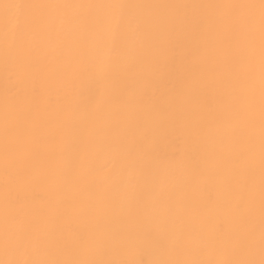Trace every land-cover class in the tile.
Listing matches in <instances>:
<instances>
[{
    "label": "bare ground",
    "instance_id": "6f19581e",
    "mask_svg": "<svg viewBox=\"0 0 264 264\" xmlns=\"http://www.w3.org/2000/svg\"><path fill=\"white\" fill-rule=\"evenodd\" d=\"M19 4H124L98 8L86 31L80 10H48L73 22L27 24L15 33L0 10V260L140 261L226 257L246 251L254 231L260 259L259 33L254 102L249 108L248 56L241 32L231 58L218 21L241 10L192 7L259 0H0ZM167 5H188L171 8ZM37 14L24 9L22 20ZM203 23L185 24L184 19ZM113 27L115 31H113ZM7 33V34H6ZM12 57L6 64L5 50ZM110 59L106 69L102 61ZM8 89V91H6ZM6 126L35 154L46 179L20 186L8 212L24 217V245L6 239L3 197ZM115 146L85 154V137ZM152 164L141 169L142 145ZM75 161L72 167L66 162ZM197 167L194 168L193 166ZM252 192L251 208H237ZM147 227L153 238L140 236ZM35 244V246H34ZM197 253L199 255L197 256Z\"/></svg>",
    "mask_w": 264,
    "mask_h": 264
},
{
    "label": "snow or ice",
    "instance_id": "6c2138e0",
    "mask_svg": "<svg viewBox=\"0 0 264 264\" xmlns=\"http://www.w3.org/2000/svg\"><path fill=\"white\" fill-rule=\"evenodd\" d=\"M129 7H153L147 5H124V4H19V3H0V10L3 12L5 27L8 24L14 23L15 33H23L24 27L31 24L34 28L39 29L41 26H52L60 24L61 26L72 23L73 20L65 15H45L48 10H80V16L75 22L81 25L82 31H86L89 22L94 19V12L98 8L114 9L119 11V17L123 18L125 10ZM164 7L180 8L189 7L188 5H167ZM192 7L206 8H222L229 10H241L243 15H231L221 18L218 23L221 27V39L219 41L224 50L225 56L231 58L234 47V42L238 35L242 32L246 43L250 49L248 56V100L251 110L254 102V84H255V63L254 56L251 50L254 49L257 30L259 33V86H260V152H261V184H260V235H259V250L260 259L254 258L255 237L254 231L249 232V237L244 245L245 253L240 256L231 258L218 253L214 247H208L207 258H161L148 262V264H264V0H259V3H242V4H221V5H200ZM24 9L34 10L37 14L26 17L22 20L21 12ZM185 24L203 23L184 19ZM113 31L115 28L113 27ZM7 34V33H6ZM12 57V49L10 46L5 50L6 64ZM107 69L110 66L111 60L105 59L102 61ZM8 91V89H6ZM98 146H115L111 139L105 135L96 137L89 135L85 137L82 145V150L85 154ZM141 155L138 157V163L143 170L149 168L152 164L150 147L145 144L140 149ZM36 159L34 153L28 151L18 140L15 139V133L7 126L5 128L4 141V174H3V197L6 205V239L5 246L8 247L9 230L16 235L15 245L19 249L24 245L23 235L26 231L24 217L17 211L15 214L8 212L7 205L12 199L14 191H17L20 186H29L46 179L47 173L44 170H37L32 163ZM75 161L66 162L67 167H72ZM197 166L194 165V171ZM252 192L249 190L248 197L241 198L237 203V208H251ZM140 239L146 245L158 244L161 249L166 248L163 240H155L150 229L145 227L142 230ZM35 246V244H34ZM26 247V246H25ZM199 253H197V256ZM0 264H145L140 261H125V260H107V259H50V258H32V259H7L0 260Z\"/></svg>",
    "mask_w": 264,
    "mask_h": 264
}]
</instances>
